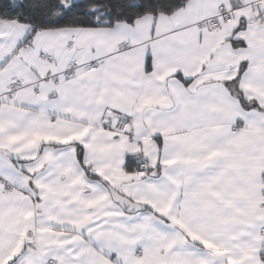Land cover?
<instances>
[{
    "label": "snow or ice",
    "instance_id": "snow-or-ice-1",
    "mask_svg": "<svg viewBox=\"0 0 264 264\" xmlns=\"http://www.w3.org/2000/svg\"><path fill=\"white\" fill-rule=\"evenodd\" d=\"M0 264H264V0H0Z\"/></svg>",
    "mask_w": 264,
    "mask_h": 264
}]
</instances>
